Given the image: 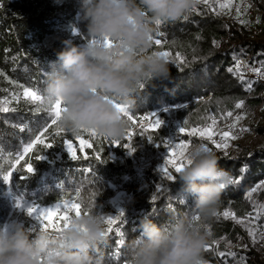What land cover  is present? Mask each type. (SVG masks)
<instances>
[{
  "label": "trees",
  "instance_id": "obj_1",
  "mask_svg": "<svg viewBox=\"0 0 264 264\" xmlns=\"http://www.w3.org/2000/svg\"><path fill=\"white\" fill-rule=\"evenodd\" d=\"M78 11L79 0H0V108L10 109L8 112L0 111V174H6L13 168L20 169L13 173L15 194L39 199L44 204L56 202L62 195L66 198L74 195L75 189L80 188L81 199L90 201L95 193L93 210L97 213L118 216L117 211L123 210L124 215L112 226L108 242L98 255L102 257L103 264H126L130 259V242L138 235L135 230L138 217L149 212L155 222L163 223L172 212L194 211V198L188 196L186 202L182 200L186 194L179 182L167 181L160 171L140 168L133 163L136 161L134 158L149 146L147 132L141 135L140 128L134 129L135 135L130 143L135 151L131 153L123 147L124 143H129L124 137L120 139V147L113 145L111 140L98 138L90 141L91 148L85 147L84 155L72 160L65 151L63 140H78L69 133L56 136V144L50 149L43 144H35L30 152L20 153L23 152L21 147L29 145L34 138L35 133L28 139L30 132L37 130V126L48 116L42 111L48 105L26 99L23 89L38 90L43 95L47 62L56 59V53L63 47L62 41L71 37L74 43H83L82 35L72 36L71 32L72 25L78 26L81 32L84 30L77 16ZM257 14L264 21V0L259 2ZM186 17L159 26V36L156 34L154 38H160L162 45L154 44V48L172 54L168 60L171 76L154 87H148L143 93L140 110L133 114L139 117L141 113L158 106H175L208 96L209 102L221 96L231 98L230 103L222 106L227 112L234 109L239 101L244 104L259 102L264 82L244 72L238 59L245 58L253 69L264 66L263 33L252 35L245 26L227 20L225 13H214L210 1L207 5L197 4L195 11H190ZM177 53L183 58L182 63L176 60ZM222 100L226 102V99ZM216 104V100L211 103L212 106ZM54 133L53 126L45 136L50 141ZM156 133L161 135L160 130ZM172 135L176 139L177 134L173 132ZM259 142L242 150L238 148L237 152H220L210 143L219 166L230 173L231 180L236 181L223 190L218 214L228 210L235 216L243 217L253 211L255 215L260 214V219L264 217L262 209L257 204L251 208L250 202H253L245 197L253 186L264 182V141ZM98 154L106 163L97 159ZM40 155L44 158L36 159ZM20 156L24 159L17 164ZM27 163L34 167L30 175L23 172ZM21 175L25 177L21 179ZM59 183L64 185V193L56 188ZM158 185L159 192L156 191ZM5 188V183H0V216L1 202L7 201L1 195ZM119 191L132 193L133 201L114 211L109 200ZM154 194L157 199L153 202L151 197ZM25 224L38 227L34 223ZM204 230L208 233L206 245L210 247L207 250L204 248L203 259L218 263L215 255L217 243L213 242L239 234V227L234 226L231 217L225 219L218 215L204 225ZM222 252L227 255L230 250L227 248ZM232 253H235L232 264H239L238 259H243L245 264H260L248 250Z\"/></svg>",
  "mask_w": 264,
  "mask_h": 264
},
{
  "label": "clouds",
  "instance_id": "obj_2",
  "mask_svg": "<svg viewBox=\"0 0 264 264\" xmlns=\"http://www.w3.org/2000/svg\"><path fill=\"white\" fill-rule=\"evenodd\" d=\"M196 5L197 0H79L84 30L72 25L71 32L82 35L83 43L62 41L56 59L47 62L43 88L47 105L62 103L59 123L66 132L95 130L99 137L122 139L129 127L124 113L139 111L146 89L171 76L169 61L154 48L156 22L175 23ZM187 156L175 180L184 202L194 198V211L172 212L163 223L149 212L138 217L131 264H205L204 225L216 217L231 175L201 144H192ZM81 203L82 214L60 233L33 231L23 220L6 222L0 228V264H103L98 254L108 242L105 224L89 200Z\"/></svg>",
  "mask_w": 264,
  "mask_h": 264
},
{
  "label": "rangeland",
  "instance_id": "obj_3",
  "mask_svg": "<svg viewBox=\"0 0 264 264\" xmlns=\"http://www.w3.org/2000/svg\"><path fill=\"white\" fill-rule=\"evenodd\" d=\"M257 1L259 3L261 0H257ZM226 19L229 20L228 18ZM248 32L251 33L250 31ZM262 33L264 35V31L260 32L259 34ZM238 60H240V58ZM260 68L261 66L256 67V69H260ZM250 76H252V74H250ZM260 82L263 81L260 80ZM224 88L227 89L226 86ZM260 96L261 98L259 102L255 103L253 101L252 103L249 104H243V106L240 109H237L235 107L234 109L230 110L229 112L233 113L231 117L227 116L228 110L222 107L232 101L231 98H225V96H221L220 98L215 99L217 103L215 106L211 105V103H214L215 100L209 102L208 100L210 99V96H208L200 100L180 102L175 106H158L141 113V116L147 115L149 113H154L156 118L162 121L160 128L161 135H158L156 133L158 131L156 132L146 131L147 132L146 139L148 138L149 135H151L153 137V142H150L147 139V143H149V146L147 148H144V150H142L141 153L136 158H134V160L136 161H134L133 163H136L137 167L140 168H147V169L160 171V167L164 163L165 157L167 155L166 149H164L163 147V141L165 140L174 141L175 139L172 135L173 132L178 135L179 139L190 140L191 145L206 144L208 147H210L209 146L211 145L210 142L206 140H201L199 136L189 137L186 134H178L179 126L182 124L184 120L189 121V124L187 125V127L189 128L192 127L203 128L211 124L210 117H215L217 123L213 130L218 132L221 129L226 128L229 124L233 122H235V124L244 122L243 124H245L247 131L242 135H237L236 139L231 140L229 142V146L226 149L225 148L217 149L214 147L215 150H218L220 152L222 151L237 152L236 150L238 148L239 150H242L245 146L246 147L249 145L251 146L255 143H258L259 141L260 142L264 141V105L263 106L260 105L261 101H264V89L263 91L260 92ZM222 99H226V102L224 103ZM201 105H203L204 108H199ZM209 105L211 106L212 109H210ZM44 109L42 111L44 113H47L48 116L46 117L45 121L41 122L37 126V130H33V132H30L28 139H30L32 135H34L35 133L34 138L30 144H32L33 141H35L36 137L39 136L40 133L43 132L44 129L47 128V126L51 122V118L47 111V108ZM236 116H241L242 119L237 121L235 119ZM160 137H162L161 142L159 141ZM217 137L215 138L218 139ZM73 144L76 146L77 155L78 156L84 155L83 152L86 146H84L83 151H81V146L79 144V141L77 142L73 141ZM156 144H159L160 147H158ZM27 146L28 145L26 146L24 145L23 147H21L23 148L22 149L23 152L20 153L25 154L24 149ZM3 175L4 174H0V183L4 184L5 182L2 178ZM258 184L261 183L259 182ZM258 184H256V186ZM5 185H6L5 191L1 193V195L5 197L4 200H7L6 202L5 201L1 202L2 216H0V218H3L1 220L2 227L6 222L11 221L13 219L23 220L24 223L26 222L34 223L38 226V222L26 214L25 211L26 207L28 205L33 204L34 202L35 203L40 202L42 206L45 207L51 206L53 203H55L53 202V203L44 204L39 199L34 200L24 196L21 197V195L19 194H15L14 190L16 189L12 185V180L9 181L8 183H5ZM251 189L246 193L245 195L246 199H248L247 195L251 191ZM252 196L253 198L250 199L253 202V204L250 202L251 208L255 204H257L258 206L264 205V188H260L257 192L253 193ZM132 198H133L132 193H129L127 191H119L110 198L109 205L111 204L115 211L119 209L118 207L123 206L124 204L127 205L130 202H132L133 201L131 200ZM18 202L20 204L19 207L17 206ZM250 209L248 211H250ZM252 212L253 211H250L249 213L247 212L246 214L243 215V217L236 216L238 219H242L244 221L243 224H237L234 220V226L237 228L239 227L238 230L239 234L237 235L233 234L232 236L231 235L225 236L222 238V240L219 239L218 243L215 246L216 248L215 252H217L215 253V255L217 257L218 263L210 259L209 261L205 260L206 264H232L231 261L233 260L232 259L233 256L225 254V256L223 257H225L226 259H223L219 255L220 252H222L227 248H229L230 252H234L235 250H239V251L248 250L251 254H254L255 257L254 259L258 263L264 264V239H262L260 236L261 231L264 230V217H262V219H259L258 221L254 220L253 217L255 216V214ZM261 212H264V209H262ZM250 213L252 214L251 216H249ZM55 220L56 218L53 217V222H55ZM249 227L256 230L255 243H253V237L249 235L248 232ZM240 260L243 261V259H238V263Z\"/></svg>",
  "mask_w": 264,
  "mask_h": 264
},
{
  "label": "snow or ice",
  "instance_id": "obj_4",
  "mask_svg": "<svg viewBox=\"0 0 264 264\" xmlns=\"http://www.w3.org/2000/svg\"><path fill=\"white\" fill-rule=\"evenodd\" d=\"M204 3L208 4V0H197V4ZM226 4H221L220 7L224 8L227 7ZM195 11V7L191 10ZM187 19V17H185ZM243 23V21H241ZM157 27L159 28L160 22L157 21ZM157 36H159V33H157ZM153 43L157 46L162 45V40L160 38H152ZM108 43H111L110 41ZM160 55H162L164 58L169 60L172 56V54L168 51H160ZM176 60L183 62V58L180 56L179 53L176 54ZM174 63L176 61H173ZM231 71V69H229ZM253 71L257 72L260 76H264V71H261V69H253ZM249 88L251 85L248 86ZM23 95L26 99L30 100L33 103H39L44 104L45 98L44 96L38 91L31 88H24L23 89ZM7 103V101H5ZM244 102L239 101L235 104V107L237 109H240L243 106ZM120 107L119 105H117ZM14 110V109H12ZM0 111L8 112L10 111L9 108L3 107L0 108ZM47 111L51 118V124L48 125L47 128L44 129V132H41L39 136L36 137L35 141H33L32 144H29L25 149L24 152L28 153L32 150L33 146L35 144H43L45 148L50 149L55 144V137L60 136L63 133H67L66 130L60 125V117L63 111V105L60 101H57L54 105H48ZM128 123L129 127L127 129L126 135L124 138L129 141V143H124L123 147L127 149L130 153L132 151H135V148L132 147L131 141L133 139L134 128L138 127L141 129L140 134L143 135L146 131L156 132L159 131L161 128L162 121L158 118H156L154 113H149L147 115L139 116L137 117L133 113H124ZM233 115L232 112H228L227 116L231 117ZM211 124L207 125L206 127L199 128V127H192L189 128L187 125L189 124L188 120H184L182 124L179 126L178 134H186L189 137H195L199 136L201 140L209 141L212 145H215L217 149L221 148H227L229 146L228 141L230 139L234 140L237 137L235 134H233L232 129L236 127L235 123L228 125L227 131H214L213 129L216 126V119L215 117H210ZM235 119L239 121L242 119L241 116H236ZM55 127V133L52 136L51 140L49 141L48 138L45 136V133L49 131L50 128ZM240 131H247V129H240ZM75 138L79 141V144L81 146V151H83V147L87 146L89 148L92 147V143L90 141H95L96 139H107L103 137H99L95 130H87L83 134L74 135ZM85 136L87 138H85ZM219 137V139H216L215 137ZM148 141L153 142V137L151 135L148 136ZM111 143L117 147H120V140H111ZM158 147H160L159 144H156ZM205 151L212 150L210 147H208L206 144H201ZM63 146L66 149L67 153L71 157L72 160L79 159L76 151V146L73 144L72 139L65 138L63 140ZM191 146L190 140L185 139H179L178 135L176 139L173 140H165L163 141V147L166 149L167 155L165 157L164 163L160 167V173L162 174L163 178L167 181H175L176 175L178 174L186 165L188 162V149ZM43 155L37 156L36 159L41 160L43 159ZM24 157L20 156L16 163L19 164L20 160H23ZM97 159L100 160L101 163H106L103 159L99 157V154L97 155ZM20 171V169L13 168L11 171L7 172L2 176L5 183H8L13 179V173ZM23 172L28 173L29 175L34 172V167L31 163H27L24 168ZM175 173V174H174ZM25 175H21V179H23ZM236 181L231 180L230 183H235ZM56 188L60 190L61 193H64L66 191L63 184H57ZM260 188H264V182H261V184H258L256 187H253L251 191L248 193L247 198L251 199V196L253 193L257 192ZM160 186L158 185L156 188V191L159 192ZM81 191L82 189L77 188L75 189V194L70 195L68 198L64 197L63 195L59 200H57L55 203H53L51 206L45 207L42 206V204L39 203H33L31 205H28L25 209L26 214L29 217H32L35 221L38 222V227L33 226L31 229L33 231L37 230H49L52 232L60 233L66 228H68L71 224V220L73 217H79L82 214L83 211V205L81 203ZM95 193L93 194V198L89 201L90 207H95L94 202ZM152 201H156L157 196L154 194L151 197ZM17 206L19 207L20 204L18 202ZM260 209H264V205H259ZM119 213L118 216H112L108 215L105 216L103 213H98L103 220L104 224L107 225L105 229V234L108 236L109 233L113 231L112 226L116 224L117 220L120 219L124 215L123 210H118ZM222 215L225 219L232 218L235 220L237 224H243L244 221L242 219H238L234 213L229 212L228 210H225L224 212L220 214H216V216ZM252 214L250 213L249 216ZM53 217L56 218L55 222H53ZM194 219L196 221H199L200 217L199 215L194 216ZM254 220L260 219V214L257 213L254 217ZM118 231V229H117ZM249 235L253 237V243L256 242L255 236H256V230L249 227L248 228ZM210 234V233H209ZM260 236L262 239H264V232L260 233ZM122 244L123 241H120ZM213 243H218L217 241H214ZM210 247V245H205V250H207ZM219 255L221 257L225 256L224 252H220ZM227 255L235 256V253L229 252ZM126 264H131L130 260L126 261ZM206 264V262H205Z\"/></svg>",
  "mask_w": 264,
  "mask_h": 264
},
{
  "label": "built area",
  "instance_id": "obj_5",
  "mask_svg": "<svg viewBox=\"0 0 264 264\" xmlns=\"http://www.w3.org/2000/svg\"><path fill=\"white\" fill-rule=\"evenodd\" d=\"M208 1H210V5L214 13L216 14L225 13L226 18H228L232 22H235L238 25L245 26V28L248 31H250L252 35H257L260 32L264 31V21L257 14L258 6H259L257 0H208ZM221 4H226L228 6L221 8L220 7ZM241 21H243V23ZM238 64L239 67L242 70H244V72L248 74H252V76H254L256 79H260L261 81L264 82V76H260L257 72L253 71V68L248 66L244 58H240V60H238ZM263 68L264 66H261L260 68L261 71H264ZM260 105L263 106L264 101H261ZM243 123L244 122L235 124L236 127L232 129V132L233 134H235L236 137L237 135H242L246 132V131H240V129H246V126ZM227 130H228V126L226 128L221 129L219 132L227 131ZM217 138L219 139V137ZM231 140L232 139H230L228 143ZM261 232H264V230H262ZM239 264H245V262L240 260Z\"/></svg>",
  "mask_w": 264,
  "mask_h": 264
}]
</instances>
